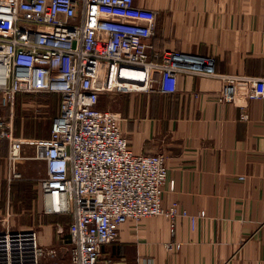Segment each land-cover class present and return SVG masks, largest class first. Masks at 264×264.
Instances as JSON below:
<instances>
[{
  "label": "crops",
  "instance_id": "obj_1",
  "mask_svg": "<svg viewBox=\"0 0 264 264\" xmlns=\"http://www.w3.org/2000/svg\"><path fill=\"white\" fill-rule=\"evenodd\" d=\"M133 2L156 13L147 40L153 61H159L157 53L178 50L213 57L219 74L264 77V0ZM222 87L218 78L179 74L172 94L156 86L150 92L101 93L98 107L118 115L131 151L164 156L162 206L187 213L173 221L163 215L127 221L117 239L101 247V262L264 264V99L242 94L222 102ZM46 106L52 121L59 95L17 94L4 106L0 93V115L12 120L16 138H49L51 123L47 133L42 128ZM8 148L0 139V232L34 229L39 245L55 248L65 261L71 215L43 211L39 182L45 163L25 144L16 164L21 177L9 179Z\"/></svg>",
  "mask_w": 264,
  "mask_h": 264
},
{
  "label": "built area",
  "instance_id": "obj_2",
  "mask_svg": "<svg viewBox=\"0 0 264 264\" xmlns=\"http://www.w3.org/2000/svg\"><path fill=\"white\" fill-rule=\"evenodd\" d=\"M155 21L154 10L133 0H0L2 104H13L17 94L59 95L48 139L16 138L12 120L0 115L7 177H21L16 164L23 146L31 145L33 158L45 163L43 211L71 215L67 261H57L56 249L40 246L37 232L28 229L0 232V264H109L100 261L101 247L115 241L127 221L187 216L175 205L162 206L164 156L134 154L118 115L98 107L101 93L156 86L172 94L178 75L187 74L220 79L222 102L242 94L264 99V77L219 74L211 56L166 50L153 61L147 40ZM190 220L193 225L195 217Z\"/></svg>",
  "mask_w": 264,
  "mask_h": 264
},
{
  "label": "rangeland",
  "instance_id": "obj_3",
  "mask_svg": "<svg viewBox=\"0 0 264 264\" xmlns=\"http://www.w3.org/2000/svg\"><path fill=\"white\" fill-rule=\"evenodd\" d=\"M35 94H40V93H35ZM45 98V100L47 99L46 96H43ZM48 99L46 100V105H48ZM53 104L52 102L50 103V105ZM49 108H47L46 106V111H45V116H44V120H43V129H44V132L46 131V133L49 131V127H50V123H51V115H49ZM64 232V230H62V233ZM67 232V230H66ZM69 247L67 248V251H65V253L67 252V256L66 255H63V257L66 258L65 261H67L69 259ZM57 261H59V259H56ZM65 261H59V262H65Z\"/></svg>",
  "mask_w": 264,
  "mask_h": 264
}]
</instances>
